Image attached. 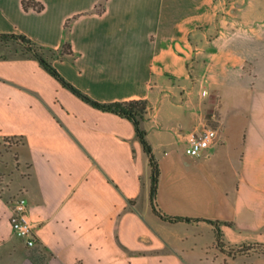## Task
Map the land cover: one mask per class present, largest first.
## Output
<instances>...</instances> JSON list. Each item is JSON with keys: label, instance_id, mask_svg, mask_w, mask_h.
<instances>
[{"label": "crops", "instance_id": "obj_1", "mask_svg": "<svg viewBox=\"0 0 264 264\" xmlns=\"http://www.w3.org/2000/svg\"><path fill=\"white\" fill-rule=\"evenodd\" d=\"M37 1L41 10L0 0V32L44 47L94 99H148L161 210L230 222L220 227L226 247L264 244V0ZM207 125L212 145L187 154ZM0 137L18 139L6 151L14 169L0 162V264H35L33 249L44 264L223 260L210 223L152 211L132 122L83 101L15 40L0 41ZM15 195L27 201L32 247L10 227Z\"/></svg>", "mask_w": 264, "mask_h": 264}, {"label": "trees", "instance_id": "obj_2", "mask_svg": "<svg viewBox=\"0 0 264 264\" xmlns=\"http://www.w3.org/2000/svg\"><path fill=\"white\" fill-rule=\"evenodd\" d=\"M21 4L24 9L34 8L36 10H41L43 8V3L37 0H21ZM103 9V2L101 1L97 6V11L101 12ZM68 25V20L65 22V26ZM9 40H15L21 43L25 50L33 57H35L39 63L49 72L55 79H57L63 86L71 90L75 95L81 98L83 101L89 103L95 108H98L103 111L114 112L122 117L130 120L134 126L135 134L139 139L143 150L145 151L148 157V163L150 167V188H149V202L152 211L161 219L168 220L171 222L176 221H187V222H197V221H205L210 223L215 232V245L221 251L232 254L231 250H228L225 245V241L223 239V234L221 231V224L230 223L227 221L219 220V219H210V218H202V217H190L183 215H170L161 210V208L157 204L156 193L157 186L159 180V164L158 160L153 152V148L151 143L148 141L146 137V129L143 127L142 122L146 118V114L148 111V99L146 98H130L125 100H116L110 102H103L97 99H94L80 88L72 84L68 81L51 63L48 56H46L42 50H45L44 47L37 45L35 42L31 40L27 35L23 33H15V32H0V41L6 42ZM51 51V50H50ZM71 45L69 43H64L62 46L61 53H71ZM6 138V137H4ZM247 244V243H244ZM257 244V243H248ZM29 258L35 264H44V255L33 249L28 254Z\"/></svg>", "mask_w": 264, "mask_h": 264}, {"label": "built area", "instance_id": "obj_3", "mask_svg": "<svg viewBox=\"0 0 264 264\" xmlns=\"http://www.w3.org/2000/svg\"><path fill=\"white\" fill-rule=\"evenodd\" d=\"M217 136L216 127L205 126L199 133L189 136L185 146V152L192 156H198L207 150ZM11 213L9 223L12 232L24 239L27 246L32 247L36 244V235L33 225L27 214V201L24 196H16L10 200Z\"/></svg>", "mask_w": 264, "mask_h": 264}, {"label": "rangeland", "instance_id": "obj_4", "mask_svg": "<svg viewBox=\"0 0 264 264\" xmlns=\"http://www.w3.org/2000/svg\"><path fill=\"white\" fill-rule=\"evenodd\" d=\"M228 2L232 0H227ZM43 53L48 56V50H42ZM15 142H18V139L14 138H4L0 137V162L1 167L4 171H10L14 169V158L11 152H6L14 149ZM14 182H19L18 174L14 176ZM15 196L10 198L13 199ZM10 200L8 202H10ZM26 245V244H25ZM26 247H28L26 245ZM228 250H231L232 254L223 255V260L219 261L218 259L215 262H206L203 264H264V244H240L238 246H228ZM261 256V257H260ZM259 257V258H257Z\"/></svg>", "mask_w": 264, "mask_h": 264}]
</instances>
